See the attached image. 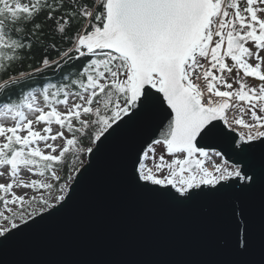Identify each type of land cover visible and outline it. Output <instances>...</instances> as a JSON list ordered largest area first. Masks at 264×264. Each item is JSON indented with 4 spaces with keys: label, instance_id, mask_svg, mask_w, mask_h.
I'll list each match as a JSON object with an SVG mask.
<instances>
[{
    "label": "snow or ice",
    "instance_id": "1",
    "mask_svg": "<svg viewBox=\"0 0 264 264\" xmlns=\"http://www.w3.org/2000/svg\"><path fill=\"white\" fill-rule=\"evenodd\" d=\"M34 48L44 51L39 66L17 71ZM261 53L264 0H0V243L72 199L92 166L81 155L151 115L170 119L133 161L146 186L188 200L232 177L254 185L255 169L229 164L209 142L230 137L240 152L264 145ZM161 144L170 161L157 159Z\"/></svg>",
    "mask_w": 264,
    "mask_h": 264
},
{
    "label": "water",
    "instance_id": "2",
    "mask_svg": "<svg viewBox=\"0 0 264 264\" xmlns=\"http://www.w3.org/2000/svg\"><path fill=\"white\" fill-rule=\"evenodd\" d=\"M168 119L165 112L134 120L100 153L88 154L85 166H92L72 199L0 243V264H264V145L240 152L230 137L211 140L230 164L255 169L257 182L245 187L232 177L215 193L202 186L176 200L168 194L175 189L146 186L133 172Z\"/></svg>",
    "mask_w": 264,
    "mask_h": 264
},
{
    "label": "rangeland",
    "instance_id": "3",
    "mask_svg": "<svg viewBox=\"0 0 264 264\" xmlns=\"http://www.w3.org/2000/svg\"><path fill=\"white\" fill-rule=\"evenodd\" d=\"M249 46H251V44L249 45ZM262 55H264V53H261ZM251 62V61H250ZM235 71V70H234ZM229 82L231 83L232 82V80L231 79H229ZM247 83L249 84V86H254V81H253V79L252 78H249L248 79V81H247ZM236 85H234V87H235ZM71 102V101H70ZM248 117H246V119H247ZM41 125H34V128H35V130H41ZM53 130L54 131H56L57 129H56V126H53ZM43 134V133H42ZM57 143H60L61 145H63V142L62 141H57ZM81 146H83V144L81 145ZM154 147L156 148V156H157V159L159 158V156L160 155H164L165 156V160L166 161H170V157L168 156V154L166 153V147L165 146H163L162 144L161 145H154ZM41 148H43V145L41 144ZM83 157V156H82ZM213 159L215 160V162L216 163H221V160H220V158H218V157H213ZM149 164H151V161H149L148 162ZM230 164V163H229ZM209 167H211V165L209 164L208 165ZM161 174H163V175H167V169L165 168L164 170H163V173H158V175H161ZM22 178L26 181V182H29V181H31V180H33V179H39V177L38 176H32L31 174H22ZM7 182V180L6 179H3V178H0V183H6ZM24 191H27L28 192V195H35V194H38V193H36V192H34L33 190H31V189H29V190H23V189H21V190H19L18 191V194H22ZM0 211H3V208L2 207H0Z\"/></svg>",
    "mask_w": 264,
    "mask_h": 264
},
{
    "label": "trees",
    "instance_id": "4",
    "mask_svg": "<svg viewBox=\"0 0 264 264\" xmlns=\"http://www.w3.org/2000/svg\"><path fill=\"white\" fill-rule=\"evenodd\" d=\"M37 22H41L44 25L45 31L50 33V28L48 27V25L51 22H44L42 20V18H37ZM32 56H33V58L30 59V60H25L24 61V66L22 68L21 67H18L17 68V71H30L31 69H29L27 67L28 64H31L33 67L39 66L40 62L42 61V59L44 57V51H43V49H41V48H34L33 53H32ZM13 74H15V73H13ZM0 82H2V80H0ZM41 83H43L42 80L38 81L37 82V86H39ZM28 90H31V89H28ZM14 91L15 90H13V92ZM87 155H81V157H80L84 161V163L87 161V158H88ZM67 167H68L69 170L71 169V158H69V164H68ZM64 174H65L64 170L58 171V175L63 176Z\"/></svg>",
    "mask_w": 264,
    "mask_h": 264
}]
</instances>
